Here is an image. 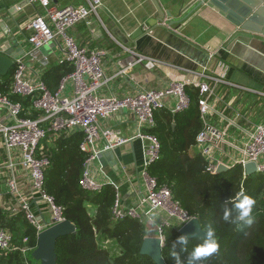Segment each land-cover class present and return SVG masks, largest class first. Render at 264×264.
Instances as JSON below:
<instances>
[{"label":"built area","instance_id":"1","mask_svg":"<svg viewBox=\"0 0 264 264\" xmlns=\"http://www.w3.org/2000/svg\"><path fill=\"white\" fill-rule=\"evenodd\" d=\"M28 1L37 4L42 11L38 10L26 24L30 31V49L14 59L17 69L12 92L31 97L32 105L26 109L22 102L14 101L9 95L0 92V140L9 155L6 183L17 202L19 212L35 228L37 237L48 227L67 219L64 215L65 207L57 204L46 190V169L50 159L45 141L54 148L59 138L80 132L83 134L80 150L85 159L79 185L92 192H101L105 185H111L115 192L113 220L137 219L145 223L147 236L157 231V236L165 244L168 227L174 226L179 232L196 216L182 208L170 186L160 184L150 174V168L161 157V142L151 130L157 125L158 110L167 109L176 114L190 106L186 87L191 84L174 80L160 90L145 89L124 96L103 95L102 90L109 82L103 67L107 51L84 47L69 33L72 27L98 15L102 0H87V4L62 8H57L52 0ZM145 28L148 29V26ZM52 42H57L62 49L59 65L68 63L74 68L62 77L56 91H51L44 80L31 81L25 74L26 61L38 60L37 52ZM43 61L47 62V57ZM137 61H145L148 69L159 63L145 56H140ZM202 76L207 77L205 74ZM193 85L200 89L199 107L203 127L191 153H200L206 159V171L211 175L219 173L220 165L229 169L241 166L244 180L248 176L245 166L249 163L256 164L257 173H264V121L256 124L249 132L241 153L236 155L230 144L225 145L228 131L210 120L214 111L210 99L215 94L212 82L196 81ZM29 110L38 112V116L31 118L23 115ZM124 112L135 116L136 130L132 136H126L115 127L102 125L104 120ZM133 140L142 143L143 164L139 172L141 184L136 202L126 205L120 184L107 173L105 153ZM121 168L128 173L130 167L122 162ZM21 176L29 179V193L24 192L20 185ZM34 202L42 206L41 215L34 210ZM34 249L29 244L28 236L23 238L22 245H17L10 229L0 226L1 253L20 250L25 262L29 264L27 256Z\"/></svg>","mask_w":264,"mask_h":264},{"label":"crops","instance_id":"2","mask_svg":"<svg viewBox=\"0 0 264 264\" xmlns=\"http://www.w3.org/2000/svg\"><path fill=\"white\" fill-rule=\"evenodd\" d=\"M194 1L102 0L99 14L72 27L69 33L84 47L107 51L103 67L109 82L103 95L160 90L174 80L191 85L196 81L212 82L215 94L210 99L214 107L210 120L228 131L225 145L230 144L239 155L249 132L264 121V42L234 39L237 27L212 8L192 12ZM83 4L87 0H59L56 7ZM38 10L42 11L28 0H0V54L21 56L29 51L30 31L26 24ZM61 56L57 42L44 46L37 52L38 60L26 61V78L44 80L45 75L60 66ZM140 56L159 63L148 69L145 61H137ZM45 57L47 62L43 61ZM49 84L56 91L59 83ZM102 125L115 127L126 136L136 130L135 116L127 112L104 120ZM105 161L107 173L120 184L126 205L135 203L143 164L141 141L133 140L107 151ZM8 162L9 155L0 140V222H14L20 214L6 183ZM122 162L129 165L128 173L122 171ZM18 171L21 173V168ZM20 185L24 192H30L27 177L21 176ZM33 207L41 215L42 206L34 202Z\"/></svg>","mask_w":264,"mask_h":264},{"label":"trees","instance_id":"3","mask_svg":"<svg viewBox=\"0 0 264 264\" xmlns=\"http://www.w3.org/2000/svg\"><path fill=\"white\" fill-rule=\"evenodd\" d=\"M16 69L14 65L7 75L0 76V92L14 101L22 102L29 109L32 98L12 92ZM73 69L65 63L49 72L47 78L45 75L48 88L53 91L49 82L59 83ZM186 93L191 101L187 109L176 114L166 109L156 112L157 125L151 132L161 142V157L150 168V174L160 184L172 188L176 201L200 220L205 231L209 225L214 229L218 251L201 264H264V173L247 176L243 180L241 166L215 175L206 171V159L200 153L192 154L190 151L203 127L199 107L200 89L188 85ZM23 115L36 118L38 112L29 110ZM82 140L83 134L75 132L56 140L54 148L45 141L50 159L46 169V190L57 204L65 207V217L77 228L75 234L58 239L57 264H157L140 252L148 234L145 223L132 218L113 220V187L108 184L101 192H92L79 185L85 159L80 150ZM241 192L255 200L252 209L255 222L251 227H246L242 221H235L236 212L231 201ZM226 208L231 212L227 221L223 219ZM18 215L14 222L8 219L0 222V226L10 229L17 245H22L23 238L28 236L30 246L36 248L35 228L22 212ZM179 236L181 234L176 227L166 229L163 248L166 264H176L171 253L172 244ZM202 240L188 238L187 245H177L175 250L182 264H187L190 252ZM182 247L184 251H181ZM32 252L27 256L29 264H40L32 257ZM0 264L27 263L23 253L15 250L7 254L0 252Z\"/></svg>","mask_w":264,"mask_h":264},{"label":"water","instance_id":"4","mask_svg":"<svg viewBox=\"0 0 264 264\" xmlns=\"http://www.w3.org/2000/svg\"><path fill=\"white\" fill-rule=\"evenodd\" d=\"M52 1L56 5L59 3V0ZM202 7L212 8L237 27L238 30L234 39L246 38L250 41L260 39L264 42V0H195L191 6V11L194 12ZM139 31L142 32V30ZM17 57L18 55L0 54V76L8 74L15 65L14 59ZM228 170L230 169L224 165H220L218 168L219 173ZM245 171L248 176L257 174L256 164H247ZM76 232V225L68 219L48 227L38 235L37 247L33 250L32 257L40 264H57L56 245L58 239ZM179 233L190 239H199L205 237L206 231L203 229L200 220L194 218L183 226ZM157 234L158 232L154 231L144 238L140 252L142 255L149 256L157 264H166L163 257L165 244Z\"/></svg>","mask_w":264,"mask_h":264},{"label":"clouds","instance_id":"5","mask_svg":"<svg viewBox=\"0 0 264 264\" xmlns=\"http://www.w3.org/2000/svg\"><path fill=\"white\" fill-rule=\"evenodd\" d=\"M236 212L235 221H242L246 227H251L255 222V218L252 215V209L255 204V200L243 192L237 194L234 201H231ZM227 203V202H226ZM231 212L227 208L224 211L223 219L227 221L229 219ZM188 237L186 235H181L172 244L171 255L175 258L176 264H182L179 254L176 252L177 245H187ZM219 245L215 238V231L209 225L205 237L202 242L192 249L190 255L187 258V264H201V261L210 257L218 251ZM185 249L182 247L181 251Z\"/></svg>","mask_w":264,"mask_h":264},{"label":"bare ground","instance_id":"6","mask_svg":"<svg viewBox=\"0 0 264 264\" xmlns=\"http://www.w3.org/2000/svg\"><path fill=\"white\" fill-rule=\"evenodd\" d=\"M258 44V43H257ZM255 46H256V44H255ZM259 46H261V45H259ZM236 47V46H235ZM262 47V46H261ZM262 49V48H261ZM230 53V52H229Z\"/></svg>","mask_w":264,"mask_h":264},{"label":"rangeland","instance_id":"7","mask_svg":"<svg viewBox=\"0 0 264 264\" xmlns=\"http://www.w3.org/2000/svg\"><path fill=\"white\" fill-rule=\"evenodd\" d=\"M74 1H75V0H74ZM72 4H77V3L74 2V3H72ZM78 6H79V5H78Z\"/></svg>","mask_w":264,"mask_h":264}]
</instances>
